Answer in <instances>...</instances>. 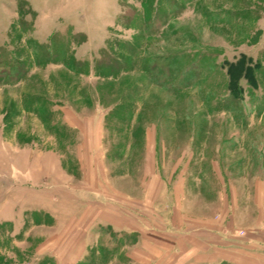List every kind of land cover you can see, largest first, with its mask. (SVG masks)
<instances>
[{
    "label": "rangeland",
    "instance_id": "1",
    "mask_svg": "<svg viewBox=\"0 0 264 264\" xmlns=\"http://www.w3.org/2000/svg\"><path fill=\"white\" fill-rule=\"evenodd\" d=\"M148 127L164 173L188 154L190 188H216L215 165L264 174V0H0V264H58V174L84 202L89 150L135 189ZM116 240L95 225L77 264H109Z\"/></svg>",
    "mask_w": 264,
    "mask_h": 264
},
{
    "label": "crops",
    "instance_id": "2",
    "mask_svg": "<svg viewBox=\"0 0 264 264\" xmlns=\"http://www.w3.org/2000/svg\"><path fill=\"white\" fill-rule=\"evenodd\" d=\"M70 125L85 133L81 146L91 147L82 122ZM157 144L156 128L148 127L139 186L129 191L111 189L100 169L103 155L94 160L89 150L79 159L84 188L78 196L84 202L70 189L71 176L57 175L66 190H59L62 195L48 209L65 236L58 264L85 258L95 225L120 237L109 264H264V174L249 172L240 186L215 165L218 186L206 191L195 184L192 189L187 186L188 154L180 158L182 169L166 174L159 167ZM60 197L73 201L64 204Z\"/></svg>",
    "mask_w": 264,
    "mask_h": 264
},
{
    "label": "trees",
    "instance_id": "3",
    "mask_svg": "<svg viewBox=\"0 0 264 264\" xmlns=\"http://www.w3.org/2000/svg\"><path fill=\"white\" fill-rule=\"evenodd\" d=\"M105 57V56H104ZM117 56H115V57H106V58H108V60H110V62H119V61H121L120 59H122V58H120L119 56L116 58ZM6 62V61H5ZM6 64L7 65H10V63H8V62H6ZM8 67H10V66H8ZM156 67V66H155ZM156 69H158V68H156Z\"/></svg>",
    "mask_w": 264,
    "mask_h": 264
}]
</instances>
